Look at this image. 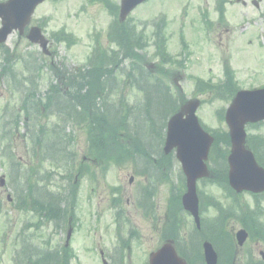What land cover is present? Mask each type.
Segmentation results:
<instances>
[{"label": "rangeland", "instance_id": "374dc122", "mask_svg": "<svg viewBox=\"0 0 264 264\" xmlns=\"http://www.w3.org/2000/svg\"><path fill=\"white\" fill-rule=\"evenodd\" d=\"M111 1L119 4L120 0ZM215 6L214 0H149L135 8L130 15L132 20L130 24L136 26L137 32L139 29H144L145 39H142V43L145 47L138 51V54L144 59L141 63L154 70L160 62L154 56L153 25L158 19L165 16L169 62L164 65L160 63L161 74H158L170 87L176 98L175 102H187L192 99L204 102L200 103L196 115L209 132L217 128L226 129L225 123L218 120L216 111L226 108L229 101L227 102L224 97L218 98L216 95L210 97L207 93L193 98L194 84L197 78L208 79L212 83L222 80V61L229 59L240 88L264 85V26L261 24V21L264 20V12H262L264 0L259 7L260 10L245 9L244 6L240 7L239 5L226 7V22L234 30L221 34L218 33L220 30L206 31L202 26L203 13L207 15L210 22H215ZM259 17H262L261 21L258 20ZM254 19L256 20L255 24L252 23ZM111 20L112 18L104 5L97 1L89 3L87 0H48L36 8L27 28L43 23L41 30L49 40V52L54 53L47 56L42 55L37 45L30 44L17 32L11 33L5 44H0L13 52L12 54L7 53L10 58V61L7 62L9 68L7 73H3L2 57L4 54L2 52L5 48L0 49V176H4L8 185V189L0 188V203L3 205V211L0 213V264H14L13 256L16 250L20 249L21 237L31 249L51 248L57 250L65 248L66 253L60 254V257L66 261L69 255L74 252L71 255L72 264H101L99 250H103L106 255L117 260L119 255H115L113 248L117 247L119 240L115 241L114 239L115 233L111 230L113 217L112 213L107 211L111 200L118 202L119 207L125 206L129 210V215L126 212L120 214V224H122L121 238L126 240L132 252L129 255L130 264H139L146 260L149 253L155 251L162 244L163 239V242L170 239L163 236L167 235L163 225L170 220L175 219L171 233H175L184 252L186 249L183 248L190 245L193 248L192 252L196 255V248L199 249L200 240L206 236L212 238L213 241H219L217 236L211 237L207 231L211 221L216 217V211L212 208L214 200H219L229 209L231 207L232 201L224 196L222 188L201 181L197 183L198 192L202 198L200 213L202 230L199 233H194L191 217L184 211H180L173 199L174 197L178 199L182 195L184 186L179 162L170 156V166L165 159H162L164 168L150 171L151 161L147 159L148 163H146L145 159L139 156L143 155L142 151L141 154L139 153L138 146L140 144L149 151L152 160L157 159L163 141L160 130L163 134L166 120L162 121L160 115L156 118L157 112L154 111L153 106L149 112L138 109L142 107L141 104L144 100L142 90L144 89L122 84L123 80H126V73L131 63L124 59L116 68V72L113 71L116 79L111 95L107 99L109 107L115 110V116L112 119H121L120 121L114 120V123L119 127L118 132L121 131L124 137L118 136L121 139L119 144H111V150L107 157L109 163L95 160L92 172L95 171L96 174L93 176L85 174L82 177L78 189L79 200L76 205V216L72 220L73 232L67 246H65L67 227L59 229L50 223L36 226L37 217L33 213H25L23 210L16 211L13 205L6 200L7 194L13 198L19 190L23 192L25 184L21 168L27 171L30 167H38L33 170H39V184L36 186L35 193L44 192L46 189L49 193L60 191L61 195L70 198L68 185L61 181L64 172L55 164L48 163L42 155L43 151L39 149H37L39 158L33 157L30 147L33 141L29 139L30 135L21 138V133L19 134L23 127L25 106H29L28 102H25L24 105V101L25 99H43L50 84H54L59 76L65 80L78 67L87 65L88 57L93 53L96 40L109 50L110 45L108 47L105 36ZM61 31L72 34L75 43L66 45V42L55 41L53 34ZM181 37L187 45L184 54ZM111 48L114 49L115 45H111ZM30 57L33 60L37 57V61H32V65H25L23 61L29 60ZM177 60H183L182 66L175 64ZM52 69L56 72H53ZM133 75L139 84L149 83L145 79L138 78L135 72ZM139 80L143 81L139 82ZM21 101H23V106L19 110ZM120 102L125 108L127 105L130 107L135 105L134 113L131 110H119L113 106ZM5 104V117L1 119ZM41 110L45 116L44 108ZM146 115L155 118L151 130H148L150 120H146ZM12 117H16L19 127H10V124L16 123L15 119H11ZM4 122L5 124H2ZM41 123L45 124L44 118H41ZM48 123L50 126H55L59 125L61 121L59 122V117L52 116ZM63 125L66 134L70 136V152L74 157V167L77 169L83 157L91 158L88 151L87 129L67 122ZM121 125L126 131L120 129ZM157 127L159 128L158 133L155 132ZM4 132L9 134L18 132V135L11 136L12 142L8 144L1 139ZM248 133L253 134L255 148L263 155L264 126L252 128ZM51 135L57 139L55 146L60 147V137L57 138L55 134ZM125 136H129L130 139H126ZM41 142H44V135L41 136ZM122 145L125 147H117ZM6 149H8L6 152L10 150L14 154L18 163L17 169L15 171L13 169L12 179L10 178L11 161L1 157L2 150ZM219 149L223 150V146L220 145ZM86 163L89 164L90 160L86 159L84 164ZM101 165H104L105 172L98 171V167L101 168ZM214 168H216V164L213 162L212 169ZM149 176L152 177L153 186L142 192L141 200L147 199L157 206L153 219L156 223H152V229H149V220L140 225L138 217L141 215V210L139 209L135 215L133 206L135 205L136 191L141 186L142 190L144 189ZM130 178H133L132 183L129 182ZM35 180L36 178L32 179V183ZM114 192L115 194H113ZM171 197L172 200L168 203ZM239 199L245 200V202L249 201L247 196H241ZM147 213L150 216L149 211ZM126 221L127 223L131 222L129 226L125 223ZM229 223L228 229L231 233L240 228L238 225L240 222L237 220H232ZM23 228L25 230L21 232ZM249 250L253 252L255 258H259L257 250H253L252 244L248 241L242 247L236 248L237 262L244 263L245 255ZM51 259L55 261L57 257H51ZM17 263L25 264L24 260ZM122 263L128 264L126 253H124Z\"/></svg>", "mask_w": 264, "mask_h": 264}, {"label": "trees", "instance_id": "16d2710c", "mask_svg": "<svg viewBox=\"0 0 264 264\" xmlns=\"http://www.w3.org/2000/svg\"><path fill=\"white\" fill-rule=\"evenodd\" d=\"M89 1L102 3L108 10V13L113 17L109 30L106 34V39L108 44L110 46L115 45L116 49L110 47L108 50L98 43L95 47L94 55H96V57L93 62L88 67L78 68V71L81 72L78 73L77 78H73V80L77 81H73V85H70L72 94L67 93V95H63L57 90V87L52 84L50 85V91L46 92L44 102L35 101L33 102L31 108L32 110L39 112V107L43 106L46 113L45 118L47 120L45 122H48L49 115L54 113L61 118L62 123H75L80 127L86 128L89 145L88 151L90 155H93V152L111 150L112 143L107 139L109 136H112V138L115 139V135H117L119 129V127H117L112 120V116L109 118L110 114H108L107 110L111 107L105 106L108 104L107 99L111 95V90L114 88L116 76L113 71L119 67V64L123 61V59L129 60L131 63L128 70V78L122 83L124 86H128L137 83V79L134 77L133 72L141 74L145 69L142 67L141 63L144 60L143 57L135 51L137 49H141L144 44L142 43L140 37L136 35L135 28L129 23V21L124 23L118 22L117 4L111 0ZM67 42L68 45H72L75 43V40L69 39ZM163 43L164 39L158 37V40L156 41V50L159 54L161 64L168 61V58L163 51ZM118 53L120 54V57H118ZM225 72L226 80L221 87L213 89L212 86L206 85L205 91L210 94L211 97L216 95L218 98L224 97V99L228 101L237 89L234 85L232 73H229L227 70H225ZM137 76L138 78L141 77L139 75ZM148 79L149 77H145V80ZM108 87L111 89L109 90ZM164 95L165 94H158L155 89L151 90L149 94L147 93L149 98L147 101L149 104L147 111H151L153 106L154 111L157 112L156 118L160 115L162 121L167 115L174 111L172 103H167V99ZM113 106L115 107V104H113ZM27 109L28 108H26L25 111H27ZM111 109L114 110L113 108ZM218 116L222 119V110L218 112ZM145 118L146 120H150L148 123V130H151L154 126L153 124L155 118L147 115ZM34 122L37 125L36 127H32V130L36 128L37 132L36 134L32 133L34 138V142L32 143V146L34 147V157L39 158L37 157V149L43 151L45 159L48 163L55 164L64 172L62 181H65L66 184L69 185V192L72 193L73 176H75V174H78L79 176L87 167L83 163L78 164L77 169L74 167V157L70 152V136L66 134L64 125L61 130L56 131L54 128L55 126L50 127L49 124H39L37 119ZM120 129L126 131L123 126H121ZM57 133L59 134L58 137L56 135ZM51 134H55L57 138L60 137V147L55 146L57 139H54ZM212 134L215 141L211 150L212 155L210 161L212 164L213 162L216 164V168L211 170L209 182L217 184L230 194V190L227 186V168L225 163V156L229 146L228 133L226 130H219L213 131ZM13 135L14 132H12L11 136ZM42 135H44V142H41ZM11 136L8 135L5 140L8 144H11L12 142L10 140ZM114 143L118 144V142ZM250 144L251 141L249 143V146H251L250 148L253 150L259 164L264 166V154L261 155L258 152L256 153ZM220 145L223 146V150L219 149ZM121 147H125V145L120 146V148ZM13 160L14 163L11 164H14L13 166H17L14 157ZM29 193L31 194V198L35 205L42 204L41 206L39 205L38 207H35L36 212L43 213L46 217H49L53 210H56L57 212L58 208L55 204L56 198L54 195L52 198H47V200L44 198L45 202H41V198L38 199L33 197L30 190ZM173 199H175L176 204H179L176 197ZM19 209H22L21 205H19ZM23 255L25 256V259L23 260H26L25 264H65V260L62 261V259L58 256L57 251H46L44 253L37 252L35 254L29 251L28 247H25ZM51 257H57V260L53 261Z\"/></svg>", "mask_w": 264, "mask_h": 264}, {"label": "water", "instance_id": "95a60500", "mask_svg": "<svg viewBox=\"0 0 264 264\" xmlns=\"http://www.w3.org/2000/svg\"><path fill=\"white\" fill-rule=\"evenodd\" d=\"M43 1L8 0L0 3V43L4 42L13 30H18L19 34H22L34 8ZM143 1L145 0H121L120 21H123L131 10ZM27 38L33 43H38L44 53H49L46 49L47 40L43 38L38 28H31ZM198 104V101H189L169 118L163 148L165 153H169L173 148L176 149V157L181 163L186 184V191L181 199L182 205L194 217L196 224L199 221L196 181L209 175L205 161L213 142V138L202 130L195 116ZM224 118L231 143L227 156L229 186L236 192L263 191L264 169L256 163L251 151L244 146V125L264 119V88L237 92ZM69 236L70 231L67 233V239ZM237 239L241 245L245 239L244 231L237 233ZM203 247L206 264H216V254L212 246L205 242ZM150 264L183 263L176 258L170 245H164L151 255Z\"/></svg>", "mask_w": 264, "mask_h": 264}, {"label": "flooded vegetation", "instance_id": "af4514ba", "mask_svg": "<svg viewBox=\"0 0 264 264\" xmlns=\"http://www.w3.org/2000/svg\"><path fill=\"white\" fill-rule=\"evenodd\" d=\"M263 3V0H216V6L214 13L216 15L215 17V22H213L214 28L212 24H209L207 21L206 23L208 24L207 26H211L215 30H220L218 31L219 34L222 32H230L233 31V27L227 24V10L226 7H231L233 5H239L244 6L245 9H250V10H257ZM260 10V9H259ZM263 10V9H261ZM221 12H223V15H221ZM264 12V10L262 11ZM264 17V14H263ZM261 21L262 17H259ZM262 25L264 26V20L261 21ZM252 23L255 24L256 20H252ZM247 196L249 198V201H242L239 198L240 197ZM236 200L240 204V208H243V214L246 217L241 218L239 214H235L234 219L239 220L240 223H243L247 225L248 230L246 229L248 233V240L252 246L253 250H257V252L264 251V193L262 194H250V193H241L240 195H236ZM135 205V215H137L139 209L141 210V215L138 217V221L140 225L142 223H146L147 220H149L150 225L149 229H152V223L154 222L153 219L155 217L156 209L157 206L152 204V201H149L147 199L141 200V199H134ZM244 205V206H243ZM108 212H111L113 219L111 220V230L114 232L115 240L118 239V236L121 234V229H122V224H120L121 220L118 218L120 217V214L122 212H126L127 215H129V210L125 208V206L122 208L119 207L118 202L112 201L111 204H109L107 208ZM149 211V214L147 213ZM99 214V213H98ZM35 216V215H34ZM60 218L59 215L55 216V219ZM129 218V216H128ZM130 225L131 222L127 221L125 222ZM44 222L39 223V225H43ZM120 224V225H119ZM163 228H165V224L163 225ZM118 247L116 248V250ZM101 250H99L100 252ZM110 264H112L111 258H109ZM119 264V263H117Z\"/></svg>", "mask_w": 264, "mask_h": 264}]
</instances>
